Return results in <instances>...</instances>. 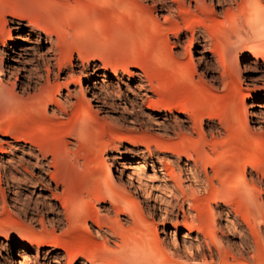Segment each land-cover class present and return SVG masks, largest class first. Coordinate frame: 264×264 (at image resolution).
Instances as JSON below:
<instances>
[{"label":"bare ground","instance_id":"obj_1","mask_svg":"<svg viewBox=\"0 0 264 264\" xmlns=\"http://www.w3.org/2000/svg\"><path fill=\"white\" fill-rule=\"evenodd\" d=\"M98 1L140 7L164 39L177 73L199 89L229 91V107L216 122L198 108L164 105L156 97L160 89L153 73L133 65L112 68L111 77L108 68L92 64L78 73L75 83L72 55L62 47V36L45 24L26 26L23 19H12L8 46L0 45V178L5 176L12 186L15 209L43 232L31 225L18 235L0 232V264H264L261 168L248 163L257 154L227 157L224 150L228 144L243 152L264 145V0ZM12 31L22 44L13 41ZM183 53L188 65L180 59ZM4 58L12 64L5 67ZM244 71L249 72L245 77ZM13 75L16 82L10 83ZM23 96L47 119L102 114L118 125L120 131L99 159L103 172L96 174L97 184L86 197L67 198L59 179L62 161L75 158V148L83 141L77 129L48 151L45 143L32 138L36 136H19L16 129L4 127L13 102ZM245 100L254 108V127L246 123ZM136 127L145 131L138 135ZM109 150L120 156L105 158ZM11 152L18 155L9 157ZM151 177L157 181L156 192L147 185ZM25 187L28 194H22ZM152 211H158L162 238L157 223L148 221ZM133 223L143 228L141 250L120 257ZM63 226L81 228L97 239L90 240L91 251L66 250L65 242L56 238ZM108 253L116 259L104 256Z\"/></svg>","mask_w":264,"mask_h":264},{"label":"rangeland","instance_id":"obj_2","mask_svg":"<svg viewBox=\"0 0 264 264\" xmlns=\"http://www.w3.org/2000/svg\"><path fill=\"white\" fill-rule=\"evenodd\" d=\"M16 18L23 19L26 26L29 22L45 24L50 30L52 29L53 33L62 36V47L72 55V65L76 75L75 83L80 77L78 73L86 71V69L88 71L92 64L108 68L111 77L112 68L133 65L153 73L155 87L160 89H158L160 92L158 91L156 97L164 105H178V107H184L186 110L198 108L197 111L203 114L206 119L212 117L216 122L221 113L229 107L231 98L228 95L230 92L225 89L223 90L220 87L213 89V91L199 89L200 85L197 86L191 81L189 83L193 86V89L190 88L191 85L189 86V83L181 77V74L177 73V67L169 56V48L165 45L164 39L157 30L151 27L140 7H127V9H124L112 7L108 4H100L98 0H0V36L2 37H0V45L4 44L6 47L9 40L6 33L11 29L12 19ZM23 31V34H25L27 28H24ZM11 35L15 43L19 45L23 43L22 40L16 39L14 31ZM191 56L193 59L197 57L194 53ZM180 59L188 65V56L185 53L180 56ZM1 62L5 67L12 64L6 58ZM39 72L44 73L42 68L39 69ZM241 74L245 77L249 72L244 71ZM194 79L193 81L198 82L197 78ZM111 81V85H114L116 79L113 77ZM14 82H16V79L13 75L10 83ZM81 86H85L84 81L81 82ZM121 87L124 90V86ZM198 90L205 91L200 92ZM15 91L18 92V89L15 88ZM64 94L65 90L61 91V95ZM245 103L249 113L246 123L250 127H254L256 120L253 115L254 108H251L250 101L245 100ZM199 105L200 107H198ZM98 115L93 118L87 116L72 117L68 114L63 116L64 118L60 117V119L52 120L53 117L47 119L42 111H35L33 103L26 96H23L13 102L11 115L9 116L11 119L9 118L10 121L8 119L9 123L6 122L7 124L4 127L16 129L19 136L25 132L29 137L31 135L36 136V138L33 136L32 138L45 143L48 151H51L56 144H62V142L68 140L67 134L72 128L77 129L78 133L82 134L83 141L75 148L77 153L75 158L62 161L59 167V179H61V189L65 192L66 197L79 201L82 197H86L90 188L96 186L95 176L98 172H103V167L99 163L103 149L107 143L112 141L114 135L120 131L118 125L112 124L110 120L107 122L102 114ZM134 129L138 135L145 131V128L136 127ZM193 136L195 138V135ZM116 139L113 141L119 143L120 139H117L118 141ZM234 141L239 140L235 137ZM185 147L190 150L195 149L190 144ZM224 150L225 154H228L227 157H230L231 153H240V156L245 158L252 152L256 153L257 157L248 163L260 166L261 175L258 178L264 189V145L243 152L239 147L228 144ZM14 154V152H11L9 157H13ZM104 156L105 158L110 156L118 158L120 155L113 150H109ZM107 163L110 162L107 161ZM115 167H112L111 174L113 178H116L117 175ZM117 168L119 167L117 166ZM146 173L151 176V169L147 168ZM122 178L125 180L126 174ZM151 178H147V185H153L151 189L156 192L155 185H157V181L155 178ZM133 183L135 184V181ZM25 188L21 190L22 194H28L30 190L29 187ZM12 193L13 189L9 180L5 176H1L0 232L18 235L31 225L42 233L43 231L38 225L29 223L28 219L21 214V211L15 209V204L11 201ZM149 205H152V202H149ZM152 212L153 218L149 217L148 221L152 222L154 220L157 223L156 215H158V211ZM43 217L46 219L47 216L43 215ZM133 224L135 225L133 226ZM133 224H131L130 239L124 240L127 246L120 251V257L130 258L136 256L138 251L141 250L143 228L136 225V223ZM157 225V233L162 238L160 226L158 223ZM151 233L153 234L152 228ZM181 236L182 232L176 238L178 244H180ZM56 238L65 242L66 250L83 253H89L94 247L92 243L97 241L81 228L70 229L66 226L56 231ZM86 243L88 245H85ZM154 252L155 250L150 251L149 257ZM113 255L104 254L106 257L116 259V256ZM5 256L2 252V257ZM4 262L6 263L5 258ZM162 263L163 260L160 264ZM251 263L253 264V262Z\"/></svg>","mask_w":264,"mask_h":264}]
</instances>
